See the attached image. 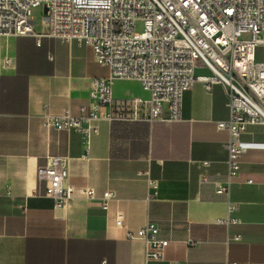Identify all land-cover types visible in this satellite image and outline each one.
<instances>
[{
	"label": "crops",
	"instance_id": "1",
	"mask_svg": "<svg viewBox=\"0 0 264 264\" xmlns=\"http://www.w3.org/2000/svg\"><path fill=\"white\" fill-rule=\"evenodd\" d=\"M42 20H32L35 36L0 35V264H142L144 243L128 240L126 229L147 220L168 240L162 264H264V125L241 135L252 145L228 195L215 192L227 172L228 133L216 122L229 117V99L219 84L206 91L194 83L183 94L179 121L149 123L148 92L136 79L116 78L113 114L143 99L135 116L125 111L132 120L100 119L88 141L73 130H46L45 113L78 115L90 102L92 80L108 70L89 46L43 35ZM54 155L67 157L75 186H91L98 197L113 190L109 208L82 197L56 208L52 198L36 195L37 167ZM139 171L158 182L149 201ZM227 201L238 203L231 214L237 221L228 225L218 222L227 217ZM119 211L125 228L115 225ZM234 235L240 240L229 239Z\"/></svg>",
	"mask_w": 264,
	"mask_h": 264
},
{
	"label": "built area",
	"instance_id": "2",
	"mask_svg": "<svg viewBox=\"0 0 264 264\" xmlns=\"http://www.w3.org/2000/svg\"><path fill=\"white\" fill-rule=\"evenodd\" d=\"M45 4L48 13L43 15L42 34L89 46L95 62L107 68L108 76L92 80L90 102L79 107L78 115L67 109L47 112L43 127L73 130L88 141L97 132L100 119L132 120L125 111L131 108L135 116L143 99L124 102V110L113 114L111 82L116 78L136 79L148 92L149 123L179 121L183 94L194 83H201L206 91L219 84L229 99V117L216 122L217 129L228 133L224 144L227 172L222 183L215 182V192L228 195L239 175L241 156L252 145L242 141L241 135L250 126L264 125V60L255 58L256 48L264 47V0H0V35L35 36L32 10ZM137 21L143 22L141 32L135 30ZM243 33H249L250 38L240 39ZM138 173L146 178V201L155 198L157 180L148 171ZM36 177V195L52 198L56 208L67 207L82 197L87 202L98 200L107 210L116 197L113 190H105L98 197L93 187L69 182L65 156H49L37 167ZM199 181H206V177L201 175ZM237 210V202L227 201V217L218 222L228 225L237 221L231 217ZM115 225L125 228L120 211ZM159 233L158 225L148 220L134 230L126 229L128 240L144 243L142 264L164 261L168 240ZM229 239L237 242L240 236Z\"/></svg>",
	"mask_w": 264,
	"mask_h": 264
},
{
	"label": "rangeland",
	"instance_id": "3",
	"mask_svg": "<svg viewBox=\"0 0 264 264\" xmlns=\"http://www.w3.org/2000/svg\"><path fill=\"white\" fill-rule=\"evenodd\" d=\"M43 13L41 7L34 8L32 10V20H34V25H37L40 23V20L42 19ZM144 28L142 21H137L135 24V30L137 32H141ZM250 34L249 33H243L240 37V39H249ZM255 58L258 59H264V47H258L255 50Z\"/></svg>",
	"mask_w": 264,
	"mask_h": 264
},
{
	"label": "water",
	"instance_id": "4",
	"mask_svg": "<svg viewBox=\"0 0 264 264\" xmlns=\"http://www.w3.org/2000/svg\"><path fill=\"white\" fill-rule=\"evenodd\" d=\"M42 13L43 15H46L48 13V6L46 4L42 7Z\"/></svg>",
	"mask_w": 264,
	"mask_h": 264
}]
</instances>
